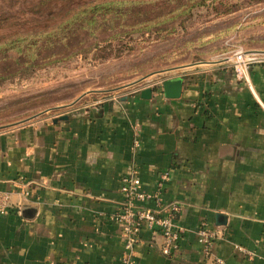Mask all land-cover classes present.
<instances>
[{
	"label": "crops",
	"instance_id": "0c3cea01",
	"mask_svg": "<svg viewBox=\"0 0 264 264\" xmlns=\"http://www.w3.org/2000/svg\"><path fill=\"white\" fill-rule=\"evenodd\" d=\"M206 63L164 77L182 78L178 97L147 83L0 125V192L12 204L0 213V264H120L125 254L133 264H264V61L251 64L249 85L230 57ZM130 175L140 180L136 205L179 206L182 232L169 254L147 225L125 246L114 215ZM202 223L218 231L208 247L197 239Z\"/></svg>",
	"mask_w": 264,
	"mask_h": 264
},
{
	"label": "rangeland",
	"instance_id": "374dc122",
	"mask_svg": "<svg viewBox=\"0 0 264 264\" xmlns=\"http://www.w3.org/2000/svg\"><path fill=\"white\" fill-rule=\"evenodd\" d=\"M87 1L45 0L35 6L37 0H0V125L38 112L52 114L108 96L117 98L147 83L159 86L165 76H188L184 72L194 63L226 61L239 45L264 58V0H201L165 23V29L133 32L130 50L102 60L92 58L91 48L61 52L56 59L46 45L34 49L38 54L31 60L29 50L18 51L25 41L16 39L38 40L71 8ZM139 1L150 7L149 0ZM157 1L163 10L185 2ZM92 30L75 31L72 42L85 38L86 45L110 28ZM42 42L39 38L38 44Z\"/></svg>",
	"mask_w": 264,
	"mask_h": 264
},
{
	"label": "trees",
	"instance_id": "16d2710c",
	"mask_svg": "<svg viewBox=\"0 0 264 264\" xmlns=\"http://www.w3.org/2000/svg\"><path fill=\"white\" fill-rule=\"evenodd\" d=\"M44 1L37 0L35 6L44 5ZM149 1L151 4L147 8L141 5L139 0H89L71 8L65 17L60 18L56 24L50 26L44 32L45 35L39 37L43 38L45 43L38 44L39 38L33 41L16 39L19 42L25 41L23 45L18 47V51L22 48L29 50L30 57L28 60L33 58L34 49H41L45 45L53 49L49 54L53 56V59L61 57L57 55L62 54L61 52L69 55L80 50L88 51L90 48L93 49L92 58L95 60L120 56L132 48L129 40L133 38V32H157L165 29L166 27L163 26L165 23L174 20L179 13L184 12L194 3L201 2V0H185L184 3H180L181 6L174 4L170 9L163 10V5L160 9L159 1ZM46 2L48 4L50 1ZM98 27H101L102 30L109 27L110 31L86 45H82L86 40L85 38H78L76 42H72L76 36H73L75 31L86 33ZM37 54L36 52L33 56L36 57ZM10 57L16 59L17 55H10Z\"/></svg>",
	"mask_w": 264,
	"mask_h": 264
},
{
	"label": "built area",
	"instance_id": "2783aa9c",
	"mask_svg": "<svg viewBox=\"0 0 264 264\" xmlns=\"http://www.w3.org/2000/svg\"><path fill=\"white\" fill-rule=\"evenodd\" d=\"M264 60L258 51L245 49L243 46H237L230 56V65L235 77L242 79L247 85L250 84L249 69L252 63ZM137 130L134 135H137ZM135 139V144H137ZM139 178L134 175L124 176L121 178L120 190L124 196L123 206L115 213L116 220L121 224L124 233L126 234L125 246L130 248L138 236V230L142 225L156 228L162 235V252L169 254L172 250L178 247V241L182 228L175 222V214L179 206L176 203H171L166 208L167 212L160 213L148 207L136 205L134 199L141 197L142 193L139 192ZM159 188V187H158ZM27 193V190H24ZM151 194H143V197H150ZM155 197L160 201L159 194L155 193ZM10 191L0 192V213H5L11 208ZM218 236V231L212 227L202 223L197 231L198 241L208 247L215 237ZM260 242L264 247V224L260 235ZM237 248L251 256L253 252L249 251L243 246ZM219 264H227L224 259L216 258ZM120 264H133L128 254L122 256Z\"/></svg>",
	"mask_w": 264,
	"mask_h": 264
},
{
	"label": "water",
	"instance_id": "95a60500",
	"mask_svg": "<svg viewBox=\"0 0 264 264\" xmlns=\"http://www.w3.org/2000/svg\"><path fill=\"white\" fill-rule=\"evenodd\" d=\"M182 84H183V80L181 77H172V78L167 77L161 80L162 91L164 95L169 98L178 97L180 95L182 90ZM151 93H152V86H145L140 89L141 97L148 98L150 97ZM66 117H67L66 114H61L59 115L58 118H66ZM53 120H56V118H54ZM215 220H216V224H224L226 222V217L222 212L217 211L215 213Z\"/></svg>",
	"mask_w": 264,
	"mask_h": 264
}]
</instances>
